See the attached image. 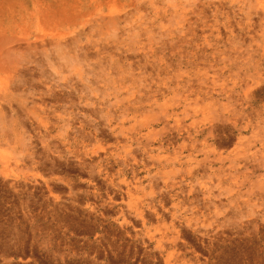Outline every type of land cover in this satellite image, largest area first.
<instances>
[{"label": "rangeland", "instance_id": "374dc122", "mask_svg": "<svg viewBox=\"0 0 264 264\" xmlns=\"http://www.w3.org/2000/svg\"><path fill=\"white\" fill-rule=\"evenodd\" d=\"M0 264H264V0H0Z\"/></svg>", "mask_w": 264, "mask_h": 264}]
</instances>
